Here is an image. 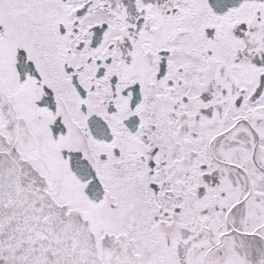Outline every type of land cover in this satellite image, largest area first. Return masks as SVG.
<instances>
[{"label": "snow or ice", "instance_id": "snow-or-ice-1", "mask_svg": "<svg viewBox=\"0 0 264 264\" xmlns=\"http://www.w3.org/2000/svg\"><path fill=\"white\" fill-rule=\"evenodd\" d=\"M0 264H264V0H0Z\"/></svg>", "mask_w": 264, "mask_h": 264}]
</instances>
